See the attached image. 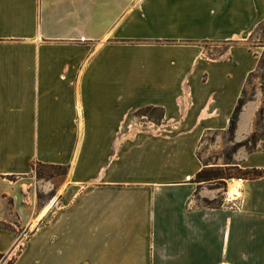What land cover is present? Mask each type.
<instances>
[{"label": "crops", "instance_id": "obj_1", "mask_svg": "<svg viewBox=\"0 0 264 264\" xmlns=\"http://www.w3.org/2000/svg\"><path fill=\"white\" fill-rule=\"evenodd\" d=\"M262 21L264 0H0V264H264V176L239 210L202 205L194 181ZM258 78L235 142L255 131ZM149 106L161 120L138 117ZM237 155L264 171V148ZM34 162L68 171L38 180Z\"/></svg>", "mask_w": 264, "mask_h": 264}, {"label": "rangeland", "instance_id": "obj_2", "mask_svg": "<svg viewBox=\"0 0 264 264\" xmlns=\"http://www.w3.org/2000/svg\"><path fill=\"white\" fill-rule=\"evenodd\" d=\"M249 37L250 35L248 36V43L252 45L253 47L252 50L259 54L264 53V23H263V27H260L259 30L253 33V35L250 37V40ZM204 47H206V49H204L206 55L218 56V53L220 52L222 53L226 46L220 43L218 44L205 43ZM258 76L259 73L257 72H255L253 76H251L245 92V97H250L254 93L255 85L257 83V80H259ZM138 115H139L138 117H140V115L143 114L139 113ZM152 116L154 117V119H157L159 116V112L158 111L153 112ZM255 131L257 136L256 149H263L264 148V105L263 107H261V110L257 115ZM234 143L235 141H231L229 139V134L227 131L210 132L203 138V141L198 149V154L200 158L207 166L222 167L223 176L225 178L199 183L195 195V199L202 205H206L210 207H215V206L218 207L222 205L224 203L223 197H224V191L226 189V179L232 176H243L239 174V170H244V169L237 155V151L238 150L247 151V149L244 147L234 149L233 147ZM57 171L58 170H56V172ZM34 174L38 180H47L45 174H40V173L37 174L35 171ZM10 227L11 226H9V228Z\"/></svg>", "mask_w": 264, "mask_h": 264}, {"label": "trees", "instance_id": "obj_3", "mask_svg": "<svg viewBox=\"0 0 264 264\" xmlns=\"http://www.w3.org/2000/svg\"><path fill=\"white\" fill-rule=\"evenodd\" d=\"M264 21L259 23V25L254 29V31L250 34V37L253 35V33L260 29V27H263ZM249 37V40H250ZM249 50L254 53L256 56H258V64L256 68V72L259 73V77L261 80V89L264 91V53L259 54L252 50V45L248 43ZM251 97V96H250ZM250 97H245V92L241 95V97L238 99V102L231 114L230 120H229V127L227 129V132L229 134V139L231 141H234L235 136V130L239 118V114L242 110L243 105L245 104L246 100H248ZM159 112V116L157 119H154L152 116L153 112ZM137 113H141L143 115H147L148 118L154 119L155 121L161 120L162 118V109H159L157 107H145L137 111ZM256 143H257V136L256 131H254L251 136H249L247 139L235 142L233 147L234 149H238L241 147H244L247 149L248 152H252L256 150ZM33 171H35L37 174H45L47 178L55 176V175H65L68 171V167L65 165H54V164H42L39 162H34L32 165ZM56 170L60 172H56ZM239 174L243 175L245 177L249 178H258L261 176H264L263 170L258 169H244L239 170ZM221 178H225L223 176V169L222 167H210L205 164V167H203L197 174L195 175L194 181L197 183L207 182L211 180H218ZM12 179V178H11ZM216 207V206H215ZM1 227L7 228L9 225L7 224H0ZM7 264H12V260L9 261Z\"/></svg>", "mask_w": 264, "mask_h": 264}, {"label": "built area", "instance_id": "obj_4", "mask_svg": "<svg viewBox=\"0 0 264 264\" xmlns=\"http://www.w3.org/2000/svg\"><path fill=\"white\" fill-rule=\"evenodd\" d=\"M247 177L232 176L226 179L223 202L232 210H239L243 206V192Z\"/></svg>", "mask_w": 264, "mask_h": 264}]
</instances>
